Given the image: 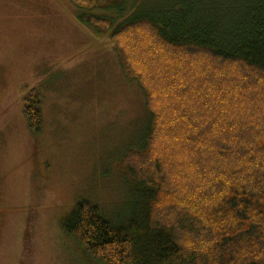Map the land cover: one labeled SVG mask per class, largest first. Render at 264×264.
Segmentation results:
<instances>
[{"label":"trees","instance_id":"obj_1","mask_svg":"<svg viewBox=\"0 0 264 264\" xmlns=\"http://www.w3.org/2000/svg\"><path fill=\"white\" fill-rule=\"evenodd\" d=\"M70 1L83 11L106 4ZM79 19L116 44L151 121L127 153L144 192L136 212L114 225L80 201L63 221L68 239L91 264H264V0L140 6L117 27ZM23 101L41 135L40 96Z\"/></svg>","mask_w":264,"mask_h":264},{"label":"rangeland","instance_id":"obj_2","mask_svg":"<svg viewBox=\"0 0 264 264\" xmlns=\"http://www.w3.org/2000/svg\"><path fill=\"white\" fill-rule=\"evenodd\" d=\"M174 1L83 11L70 0H0V264H91L63 229L76 204L98 206L114 225L136 212L144 192L127 153L143 146L151 113L116 44L79 16L117 27L140 6ZM32 90L42 100L38 136L24 116Z\"/></svg>","mask_w":264,"mask_h":264}]
</instances>
